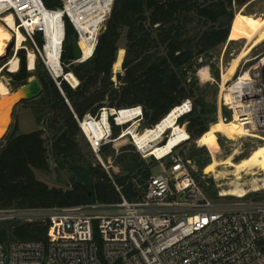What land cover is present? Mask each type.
Returning a JSON list of instances; mask_svg holds the SVG:
<instances>
[{
	"label": "trees",
	"instance_id": "16d2710c",
	"mask_svg": "<svg viewBox=\"0 0 264 264\" xmlns=\"http://www.w3.org/2000/svg\"><path fill=\"white\" fill-rule=\"evenodd\" d=\"M43 1L50 9L62 8L64 2ZM251 1L114 0L93 57L72 66L80 81L79 86L72 89L65 80L61 82L70 105L47 70L41 68L43 63L40 60L35 63V55L29 50L28 66L30 70H39L36 75L43 87L53 140L49 148L44 138L45 129L22 134L16 133V127L0 139V209H49L120 200L107 172L101 165L88 162L81 154L75 137L82 132L73 112L82 117L88 111L97 113L104 106L126 108L141 105L144 110L142 127L153 128L171 109L190 101L191 110L177 120L179 126L188 122L189 140H198L206 133L220 112L226 119L224 121L230 120V111L218 107L217 88L214 100H207L197 68L200 70L211 65L216 49L227 43L230 37L236 12ZM65 29V45H69L77 40V35L67 18ZM123 30H126L125 48L118 47ZM36 40L39 46L43 45L40 34ZM23 45L22 42L18 49L19 69L17 58L5 66L12 71L7 75L12 90L16 92L33 74L27 69L26 52L21 49ZM63 59H67L66 54ZM120 61L124 69L120 79L123 86L117 88L111 79L112 68ZM214 76L219 78L217 70ZM108 95L113 97L110 104H106ZM114 98H118L116 103ZM113 130L117 135L118 127L113 126ZM166 140L160 144H165ZM201 150H195L193 157H196L199 168L204 169L210 164V155ZM50 152L58 166L80 164L81 177L72 178L70 189L49 187L36 178V170H50ZM100 152L107 159L115 154V149L108 144ZM152 160L155 161H139L138 155L130 152L117 156L116 162L122 163L127 174L116 175L114 181L129 200L140 198L137 183H144L152 175ZM47 231L48 222H0V242L45 239Z\"/></svg>",
	"mask_w": 264,
	"mask_h": 264
},
{
	"label": "built area",
	"instance_id": "2783aa9c",
	"mask_svg": "<svg viewBox=\"0 0 264 264\" xmlns=\"http://www.w3.org/2000/svg\"><path fill=\"white\" fill-rule=\"evenodd\" d=\"M69 1L64 0L62 8L50 9L43 0H0V19L8 12L14 15L17 27L25 37L22 48L29 52L27 43L32 41L30 48L35 63L37 59L42 61L64 96L62 80L72 89L79 86L72 66L93 57L99 34L105 28L104 24L100 32L98 29L90 42L91 51L86 55L80 46L82 29L76 26L77 20H73V15L65 8ZM113 2L106 7L103 22L109 17ZM57 10L63 12L60 17L62 34L57 51H54L51 48L54 40L47 34L46 19ZM78 10L83 13L80 16L83 22L93 14L91 6L86 4ZM75 12L78 15L77 10ZM66 18L77 35L79 58L63 59ZM39 34L43 38L42 46L35 41ZM50 40H53L51 44ZM18 51L15 47L13 55H18ZM27 69L32 72L35 68L30 70L27 66ZM255 70H248L254 85L259 76ZM67 74L78 79L75 86L65 78ZM66 102L70 105L67 98ZM190 105L191 109L192 103ZM259 108L258 113L264 105ZM122 112H127L126 119H131L123 122L120 119ZM73 113L100 162H103L102 147L125 136L143 158L161 162L168 157L170 165L162 168L159 174L152 173L144 183L138 182L141 196L133 201L123 195L122 187L113 180L120 194L118 202L49 209H0V222H48L45 239L0 242V264H264V198L247 199L246 195L238 201L212 199L190 173V161L173 153L175 148L160 158L150 155L148 148L140 147L132 134L146 130H140L144 121L141 105L104 106L97 113L88 111L82 117ZM257 124L258 128L264 127L263 120H257ZM113 126L119 129L117 135Z\"/></svg>",
	"mask_w": 264,
	"mask_h": 264
},
{
	"label": "rangeland",
	"instance_id": "374dc122",
	"mask_svg": "<svg viewBox=\"0 0 264 264\" xmlns=\"http://www.w3.org/2000/svg\"><path fill=\"white\" fill-rule=\"evenodd\" d=\"M243 14L244 16H249L252 18H261L262 14H264V0H252L247 5L242 7L241 9H238L236 12L235 17L237 14ZM107 19V18H106ZM101 24L99 28V32L103 28L105 22ZM253 20V19H251ZM0 26L4 29L5 35L8 37L9 35L13 37L14 44L19 48L21 46V43L25 41V37L23 33L17 28V25L15 24L13 14L11 12H8L3 15V18L0 19ZM0 27V28H1ZM14 27V28H13ZM14 29V30H12ZM9 36V37H10ZM16 37H20V43H15ZM35 41L37 42L36 38ZM30 43H27L28 49L31 50L30 44L32 45V41L29 40ZM11 43L8 45L7 49L5 50V53L3 56H0V70L3 81L9 86V88L13 89L11 85V79L7 75L8 72H12L9 70V68H5L7 65V61L10 59V57L14 56V46ZM126 45V30H123L118 42V47L123 46L125 48ZM24 46V45H23ZM247 46V41L243 36L242 31L240 30V25L236 21V18H234L232 22V29L230 37L224 45L220 46L216 49L215 54L216 56L212 59L211 65H205L209 69L210 77H203L199 70L197 68V76L199 79L200 84L203 88L206 90V98L208 101L214 100V91L215 88H217V95H216V101L218 103V107L222 108L225 107L227 110L230 111L231 119H233L234 111L233 109L227 105H230V97L231 94L228 91H222V74L227 73L228 69L231 66V62L233 59L239 55L242 50H244ZM24 49V48H22ZM25 50V49H24ZM126 51V50H125ZM26 52V59H27V66H28V51ZM19 58V55H18ZM38 59L36 60L37 63ZM42 62V61H41ZM122 64V62L120 61ZM123 66V65H122ZM20 67V65H19ZM45 66L41 67L43 70ZM264 67V42L260 43L256 47H254L249 55L244 58L239 64L235 66V71L231 75V77L228 78V82L226 83V89L228 86L232 85L238 77L245 71L251 70L252 72L255 70L256 73H259V76L255 79V82L264 84V72L262 71V68ZM204 68V67H203ZM123 69V67H122ZM199 70V75H198ZM218 71L219 78L217 79L214 76V72ZM39 70H33L31 73L32 76H35L38 78L36 74H38ZM42 71V70H40ZM123 75H124V69H123ZM31 76V77H32ZM114 71L112 68V80L114 81V86L117 88H121L119 86V83L123 85L121 81L116 82L114 77ZM200 76V77H199ZM114 77V78H113ZM30 78V77H29ZM28 78V79H29ZM5 79V80H4ZM28 82V80H27ZM24 87V86H23ZM23 87H20L18 89V92L21 91ZM13 91V90H12ZM16 91H13V94L18 93ZM115 97V95H114ZM112 96L108 95L106 97V104H110L112 102ZM232 98V97H231ZM44 94L38 96L35 99L32 100H24V102H21L20 105L13 110L12 115L10 116V123L9 127L7 129V135L10 131L16 127L17 131L16 133H29L32 131L45 129L44 138L46 140V144L48 147H51L52 140H53V131L52 128L48 127V121H49V115L46 114V107L44 103ZM114 103L118 101V98H114ZM227 104V105H226ZM12 110V109H11ZM11 112V111H10ZM258 113V112H256ZM257 115V114H256ZM258 121L263 120L264 121V108L259 111ZM261 118V119H260ZM218 119L226 120L223 116V114L220 112ZM262 122V121H261ZM132 125V123H131ZM182 125V127L185 128L186 133H178L177 125L176 128L171 129V133H167L164 137L158 139L156 142L157 144H160L161 141L163 143L164 140H167L165 143L172 142V144L175 143L176 139H180L181 142L177 144L176 148L173 150L174 154H180L185 160L190 161V164H188V169L190 173L193 175V177L198 181L202 189L208 194L209 197L215 200H227V201H238L240 199L239 197L235 196H222L220 193L224 188H227L226 183L228 182L227 179L222 178H216L214 174H206L204 172V169H200L197 165L194 158L195 150H206L208 154L210 155V161L213 159H221L225 157L228 154H231L235 150H238L239 152L235 156V160H239L243 157H246L248 154L252 152L253 149H255L260 144L264 143V127H259L257 136H246L239 138L237 140H231L227 138L226 136L218 133L217 134V140L219 144V148L217 150H212L210 147L207 146H200L198 143V140H187L188 138V122H185ZM210 127V126H209ZM149 127H142L140 129L141 131L145 130ZM76 142L78 144V148L81 151V154L86 157L88 162H92L94 165H101V167L107 172L111 180H115V176H122L126 175L127 172L123 169L122 163L116 162L117 156L124 152H130L133 154L138 155L139 161L145 159L147 161H151V158H143V156L137 152L136 148L129 142L128 138H122L118 139L116 142L111 143V147L115 149V154L110 155L105 159L103 155L101 154L103 162H100L96 154L92 151L89 143L87 142L85 136L82 133H78L75 137ZM155 144V143H154ZM124 147H127V149H124ZM201 152L203 153V151ZM197 154V152H196ZM152 164H150L152 167L153 174H159L162 171V168L169 166V158L163 159L161 162H156L152 160ZM50 170L48 171H35L36 178L47 184L49 187H56L60 189H70L72 187V178H80L82 169H80V164H74L71 166L70 164L58 166L54 162V158L52 153L50 152ZM145 167V165H143ZM220 170H223L222 167L219 168ZM232 178V176H230ZM219 180V181H218ZM223 182V183H222ZM226 182V183H224ZM220 185V186H219ZM246 198L248 199H257V198H264V189H261L259 191H252L250 192ZM6 223H3L4 225Z\"/></svg>",
	"mask_w": 264,
	"mask_h": 264
},
{
	"label": "bare ground",
	"instance_id": "6f19581e",
	"mask_svg": "<svg viewBox=\"0 0 264 264\" xmlns=\"http://www.w3.org/2000/svg\"><path fill=\"white\" fill-rule=\"evenodd\" d=\"M112 1L113 0H70L69 2H66V11L73 15V20H77V22H75L76 26L82 29L83 39L80 41V46L86 51V55L91 51L92 47L90 42L96 35V32L104 20L106 7L111 5ZM84 4L91 6L93 14L88 21L83 22L84 19L82 20L80 17L83 13L78 9ZM75 10H77L78 15H76L77 13ZM62 14L63 12L61 10H57L56 13L48 16L46 19L47 34L54 40V43L51 45V48L54 51H57V44L62 34V21L60 18ZM235 18L247 41V46L233 59L227 73L222 74V91H228L232 97H230V107L234 111L233 119L228 121L218 119L216 122L211 123L209 130L198 139L200 146H207L212 150H217L219 148L217 140L218 133L231 140H237L246 136H257L259 128L257 124L258 116L256 115V110L264 105V86L259 83L254 85L251 81L252 79L249 71L243 72L241 76L226 89V83L228 82V78L231 77L235 71V66L244 58L246 59L254 47L264 42V14H262L261 18L257 19L244 16L240 13L237 14ZM4 29L2 27L0 28V56L4 55L5 50L10 43L15 45L13 37L10 35V37H7ZM20 40V37H16L15 43L19 44ZM53 40H50V44ZM15 47L19 49L16 45L14 48ZM116 56L118 57V51ZM15 58L18 59V55L10 57L6 64L8 65ZM207 68L208 67H204L201 69L200 74L203 77H210L209 69ZM120 69H122L121 63H116L113 66L114 73H117ZM1 74L0 70V138L4 136L9 127L10 116L13 113L14 106L18 104L21 99L29 97L25 86L20 92L13 94L12 89L5 83L6 81H3ZM65 78L73 86L78 83V79L72 74H67ZM184 103L171 109L170 112L166 114L157 125H155V127L148 128L141 134L133 131L132 134L140 147L148 148V153L150 155H159V158L171 152L173 148L181 142L180 139H176L174 144L168 142L162 145L157 144L156 142L158 139L164 137L167 131H169L170 134L171 129L177 127V120L182 114H185L190 107L188 101ZM126 117H128V113L122 112L120 119L123 122L131 119H126ZM104 119L107 121L106 116ZM177 130L178 133H186L185 128L182 126L177 127ZM122 138H125V136ZM238 152V150H235L221 159H213L210 161V164L204 168L206 174H214L216 178L228 180L227 183L224 182L226 183L227 188H224L220 193L222 196L244 197L252 191L264 189V143L253 149L246 157L235 160V156ZM220 167H222L223 170H220ZM230 176H232V178Z\"/></svg>",
	"mask_w": 264,
	"mask_h": 264
},
{
	"label": "water",
	"instance_id": "95a60500",
	"mask_svg": "<svg viewBox=\"0 0 264 264\" xmlns=\"http://www.w3.org/2000/svg\"><path fill=\"white\" fill-rule=\"evenodd\" d=\"M232 22H233V20H232ZM231 25H232V23H231ZM230 30H231V27H230ZM65 51H66L65 52L66 57L68 59L79 58L81 56V51H80L79 45H78V43L76 41L72 42L69 45H65ZM114 74H115V80H116V82H119L120 79H121V77L123 76V69H120L117 73H114ZM24 86H25V88L27 90V93H28L29 97L28 98L21 99V101L19 103H21L24 100H32V99H35L38 96H40L42 94V92H43V87H42L39 79L37 77H35V76L30 77L28 79V82L26 84H24ZM119 86H123V85L119 83ZM188 102H189V105H190L191 102L190 101H188ZM15 106H14V108H15ZM190 107H191V105H190ZM190 107H189V110L186 111L185 113H187V112H189L191 110ZM14 108H13V110H14ZM167 133H169V131H167L165 133V135H167ZM4 136H5V134H4ZM2 138H0V139H2Z\"/></svg>",
	"mask_w": 264,
	"mask_h": 264
},
{
	"label": "crops",
	"instance_id": "0c3cea01",
	"mask_svg": "<svg viewBox=\"0 0 264 264\" xmlns=\"http://www.w3.org/2000/svg\"><path fill=\"white\" fill-rule=\"evenodd\" d=\"M20 105V103L19 104H17L16 106H15V108H14V110L18 107Z\"/></svg>",
	"mask_w": 264,
	"mask_h": 264
}]
</instances>
